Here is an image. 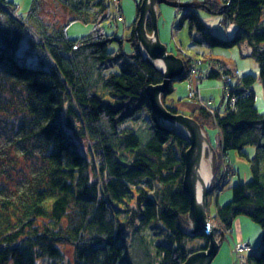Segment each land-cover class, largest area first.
I'll return each mask as SVG.
<instances>
[{
	"label": "trees",
	"instance_id": "trees-1",
	"mask_svg": "<svg viewBox=\"0 0 264 264\" xmlns=\"http://www.w3.org/2000/svg\"><path fill=\"white\" fill-rule=\"evenodd\" d=\"M53 1L70 17H46L41 0H31L26 13L16 0H0V113L10 145L0 151V264H184L209 237L192 235L188 223L189 144L160 122L146 94L164 77L137 45L142 0L125 28L114 23L112 0ZM196 2L180 18L193 41L211 49L246 42L259 67L258 75L236 78L221 114L201 108L191 115L205 131L208 120L219 129L223 154L237 150L251 163L252 179L232 186L230 201H217L215 217L231 229L248 215L264 230V106L253 87L260 81L264 98V0ZM199 8L235 25L233 35L217 34ZM72 21L92 30L71 38ZM147 27L152 32L151 20ZM11 146L27 164L18 175L10 170L18 160ZM254 249L248 264H264V238Z\"/></svg>",
	"mask_w": 264,
	"mask_h": 264
},
{
	"label": "rangeland",
	"instance_id": "rangeland-1",
	"mask_svg": "<svg viewBox=\"0 0 264 264\" xmlns=\"http://www.w3.org/2000/svg\"><path fill=\"white\" fill-rule=\"evenodd\" d=\"M16 1L19 3L20 11H22V13H26L31 0ZM41 1L42 12L46 17L55 18L60 22L65 21L70 17V13L63 7L58 6L55 1ZM138 1L139 0H112L111 10L115 13V18L113 19L117 27L125 28L132 22V20H134L137 13ZM173 1L181 2L179 0ZM196 1L197 0H182V3H200ZM120 6L122 10L121 13H118L117 9H119ZM121 14H123L125 19L119 18ZM182 14H185V12L180 7H173L166 4H158L157 6V21L160 39L167 45L169 52L174 53L184 60V72L186 69L190 72L186 76V79L181 80V76L185 75L183 72V74L177 78L176 81H174V91L173 93L166 95L168 96L166 102L168 104L171 103L174 107H176L179 111L178 114L187 116H191L194 114V112L200 110L201 108H204L213 114H221L227 106L228 91H230L231 87L235 84L236 78L247 73L258 75V63L252 56V49H250V46L245 43H242L240 46L236 45L233 48L228 49H211L204 44L194 42L189 33L188 22L185 21L183 24L180 23ZM199 14L204 19L206 24L217 34L223 37H229L233 35L236 28L234 27L235 25L230 24L225 26V24L222 22V16L213 14L201 8H199ZM149 20H151V24H153V19L149 17L147 26ZM91 30V25H87L80 21H72L68 26V34L71 38L82 37ZM120 30L122 31V29ZM148 34L151 37L154 36L153 32H149V30ZM30 36L31 33L28 31L26 37ZM128 43L125 45V50L127 51L132 49V46L130 43ZM26 45L27 40L23 42V47L26 48ZM137 45L139 47V51H141L143 55L144 50L143 47L139 45V41ZM217 58L220 61H217ZM227 68L231 70V73L223 75V70ZM212 69L215 71H220L221 77L214 79L209 78V72ZM253 87L257 94L258 105L263 107L264 98L262 83L260 81H256ZM142 110L143 116H147L145 108ZM191 117L196 119L195 115ZM196 120L198 121V119ZM7 122V117L0 113V125L6 123L5 127H0L1 152H3L2 149L4 147L10 146L8 143L7 132L9 129L7 128ZM207 122V132L205 131V133L211 144L213 143L215 149L213 147L212 151L214 177L209 188V193L206 197V211L209 221H211L215 227L217 240L220 241L222 232L225 234L219 253L211 264H248V257L250 253L255 250L254 247L257 248L262 244V240L264 238L263 228L250 216L242 215L235 220V224H237V226L236 228L234 227V231L231 234L232 230L227 229L222 224H220L215 217V214L217 201L218 203L223 204L231 200L233 195L232 186L239 182H247L252 179L251 163L249 159L240 156L237 150H229L226 154H223L219 146L220 131L218 128H216V126H214L213 122H210L209 120ZM8 127H10V124ZM11 148L18 160L15 167H10V170L12 171L13 175H18L23 169L27 168V164L22 162L21 152H19L14 146H11ZM247 152L249 156H252L254 155L255 148L248 147ZM208 155L209 153L207 150V158ZM7 165H9V162ZM0 166L3 167L2 164ZM215 179H220L221 182L218 186L211 190ZM219 191H221L220 197H218L217 200L215 198ZM188 223L190 228H192L190 217H188ZM239 244H252V247L249 251L245 250L243 252H239L237 249ZM71 250L72 248H68V253L70 256Z\"/></svg>",
	"mask_w": 264,
	"mask_h": 264
},
{
	"label": "water",
	"instance_id": "water-1",
	"mask_svg": "<svg viewBox=\"0 0 264 264\" xmlns=\"http://www.w3.org/2000/svg\"><path fill=\"white\" fill-rule=\"evenodd\" d=\"M158 4H166L173 7L185 8L191 6L188 3H182L171 0H142L139 18L136 23V32L139 45L143 47L145 60L153 64L157 70L163 74V82L150 85L146 91L147 97L157 118L173 132L184 138L189 148L185 153V176L184 191L190 199L189 217L192 224L191 234L206 233L209 237L208 247L204 250L191 254L184 264H211L219 253L221 244L224 241V232L221 233L220 241L217 240L215 227L209 221L206 211V197L209 193V187L203 190V201H199L197 196V180L195 177L196 168L204 156L205 136L208 144L209 157H212L213 146L207 137L201 124L191 116L172 113L162 100L163 95L170 93L171 83L179 78L185 69V62L172 52L168 51L167 45L161 41L158 30ZM149 17L153 19L152 32L154 36L148 34L147 22ZM155 60H160L164 68L155 64ZM179 128L184 131L181 132ZM204 134V135H201Z\"/></svg>",
	"mask_w": 264,
	"mask_h": 264
},
{
	"label": "bare ground",
	"instance_id": "bare-ground-1",
	"mask_svg": "<svg viewBox=\"0 0 264 264\" xmlns=\"http://www.w3.org/2000/svg\"><path fill=\"white\" fill-rule=\"evenodd\" d=\"M119 17H121V19L124 18L123 14H121ZM245 44H247V43L245 42ZM249 48L252 49L251 47H249ZM154 62L158 67L164 68V65L162 64V62L160 60H155ZM178 129L184 133L182 128L178 127ZM201 135H204V134H201ZM202 138L204 140V156L202 157L201 161L199 162V166L196 168V171L194 173L196 180H197V196H198L199 201H203V194H202L203 190L205 188H208V187L210 188L212 179L214 177L213 166H212V157H209V155H208V158H207V150H208L207 140H206L205 136H202ZM212 146L214 147L213 143H212ZM184 176H185V174H184Z\"/></svg>",
	"mask_w": 264,
	"mask_h": 264
},
{
	"label": "built area",
	"instance_id": "built-area-1",
	"mask_svg": "<svg viewBox=\"0 0 264 264\" xmlns=\"http://www.w3.org/2000/svg\"><path fill=\"white\" fill-rule=\"evenodd\" d=\"M179 1H181V0H179ZM183 10V9H182ZM185 12V11H184ZM251 247H252V245L250 244H248V245H245V244H239L238 245V247H237V249L239 250V252H243V251H245V250H247V251H249L250 249H251Z\"/></svg>",
	"mask_w": 264,
	"mask_h": 264
},
{
	"label": "crops",
	"instance_id": "crops-1",
	"mask_svg": "<svg viewBox=\"0 0 264 264\" xmlns=\"http://www.w3.org/2000/svg\"><path fill=\"white\" fill-rule=\"evenodd\" d=\"M236 226H237V224H235V222L233 223V226H232V228H231V230H232V232H231V234L233 233V231H234V227L236 228ZM249 242V241H248Z\"/></svg>",
	"mask_w": 264,
	"mask_h": 264
}]
</instances>
